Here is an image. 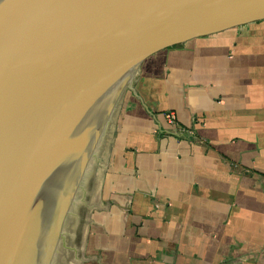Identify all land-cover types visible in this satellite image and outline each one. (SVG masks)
Masks as SVG:
<instances>
[{"label":"crops","instance_id":"0c3cea01","mask_svg":"<svg viewBox=\"0 0 264 264\" xmlns=\"http://www.w3.org/2000/svg\"><path fill=\"white\" fill-rule=\"evenodd\" d=\"M143 61L82 264H264V18Z\"/></svg>","mask_w":264,"mask_h":264},{"label":"water","instance_id":"95a60500","mask_svg":"<svg viewBox=\"0 0 264 264\" xmlns=\"http://www.w3.org/2000/svg\"><path fill=\"white\" fill-rule=\"evenodd\" d=\"M259 18L264 0H0V264H78L67 221L142 60Z\"/></svg>","mask_w":264,"mask_h":264},{"label":"rangeland","instance_id":"374dc122","mask_svg":"<svg viewBox=\"0 0 264 264\" xmlns=\"http://www.w3.org/2000/svg\"><path fill=\"white\" fill-rule=\"evenodd\" d=\"M145 62H141L138 70L134 74L131 83L126 86L121 94L120 100L115 107L112 116L110 117V120L108 122V125L106 127L105 134L101 140L100 146L97 151V156L95 157L93 166L91 171H89V174L87 178L85 179L83 189L81 192V198L80 201L78 202L79 204L77 205L78 209L76 212V216L72 217L71 219L67 221V224H72L73 228L70 230V235L64 239L65 245L75 246L76 250L74 252H71V258L72 257H77L79 258V263L82 264L84 257L86 256L85 254V248L84 245L86 243V238L88 235L89 227H90V219H91V212L96 208V206L101 205V200H100V195H99V186H100V181H101V175L102 172L104 171L103 169L106 168V162H107V153L110 150L111 144H112V139L114 135V131L116 129V124L118 121L119 113L124 105L125 102H127L129 95L131 94V91L134 89L135 84L137 83L139 72L141 71V66ZM92 187V195H90V188ZM90 195V196H89ZM88 202L91 204L90 206V215L88 218L87 226H86V235L84 238V242L80 244V232H78L79 227L81 224H84V220L82 218V215L79 211L80 208L85 207ZM75 211V210H74ZM74 218V219H73ZM69 230V229H68ZM74 230V231H73ZM70 239V240H69ZM68 251V250H67ZM61 254H65L66 251L62 249ZM65 252V253H64ZM69 253V252H68ZM75 253V254H74ZM66 260L68 259L67 256L65 258ZM81 260V261H80ZM64 261V260H63ZM63 261L60 264H63ZM68 262V261H67Z\"/></svg>","mask_w":264,"mask_h":264},{"label":"bare ground","instance_id":"6f19581e","mask_svg":"<svg viewBox=\"0 0 264 264\" xmlns=\"http://www.w3.org/2000/svg\"><path fill=\"white\" fill-rule=\"evenodd\" d=\"M74 219V218H73ZM71 224V223H70ZM73 225H74V223H72ZM18 225V223L17 224H10V226L9 227H11L12 229H15L16 228V226ZM74 231V230H73ZM72 232V231H71ZM70 240V239H69ZM71 246H72V244H71ZM68 252V251H67ZM65 253V252H64ZM75 254V253H74ZM65 257V256H64ZM66 258V257H65ZM41 259V261H44L45 262V260H43V257H41L40 258ZM35 260V257L32 259V260H28L27 261V263L26 264H38L37 262L38 261H34ZM67 261H68V259H67ZM41 264H42V262H41ZM67 264H72V263H67Z\"/></svg>","mask_w":264,"mask_h":264},{"label":"built area","instance_id":"2783aa9c","mask_svg":"<svg viewBox=\"0 0 264 264\" xmlns=\"http://www.w3.org/2000/svg\"><path fill=\"white\" fill-rule=\"evenodd\" d=\"M164 118L167 122L172 123L174 121V116L171 110H166L163 112Z\"/></svg>","mask_w":264,"mask_h":264}]
</instances>
